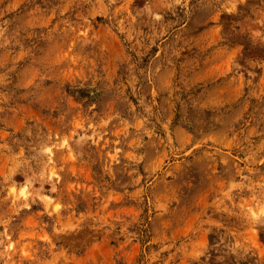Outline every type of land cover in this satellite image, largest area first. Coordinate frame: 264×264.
Returning a JSON list of instances; mask_svg holds the SVG:
<instances>
[{
  "label": "rangeland",
  "instance_id": "obj_1",
  "mask_svg": "<svg viewBox=\"0 0 264 264\" xmlns=\"http://www.w3.org/2000/svg\"><path fill=\"white\" fill-rule=\"evenodd\" d=\"M0 264H264V0H0Z\"/></svg>",
  "mask_w": 264,
  "mask_h": 264
}]
</instances>
